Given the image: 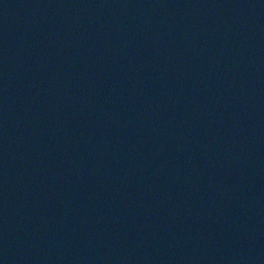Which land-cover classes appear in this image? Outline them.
Returning <instances> with one entry per match:
<instances>
[{
	"label": "water",
	"instance_id": "water-1",
	"mask_svg": "<svg viewBox=\"0 0 264 264\" xmlns=\"http://www.w3.org/2000/svg\"><path fill=\"white\" fill-rule=\"evenodd\" d=\"M0 264H264V0H0Z\"/></svg>",
	"mask_w": 264,
	"mask_h": 264
}]
</instances>
